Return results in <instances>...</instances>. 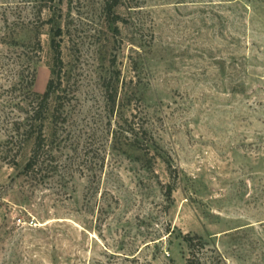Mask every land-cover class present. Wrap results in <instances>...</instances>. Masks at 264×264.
I'll list each match as a JSON object with an SVG mask.
<instances>
[{
    "label": "rangeland",
    "instance_id": "obj_1",
    "mask_svg": "<svg viewBox=\"0 0 264 264\" xmlns=\"http://www.w3.org/2000/svg\"><path fill=\"white\" fill-rule=\"evenodd\" d=\"M106 3L0 0V264H187V235L264 264V0ZM27 57L35 93L60 75L43 182L7 145Z\"/></svg>",
    "mask_w": 264,
    "mask_h": 264
},
{
    "label": "trees",
    "instance_id": "obj_2",
    "mask_svg": "<svg viewBox=\"0 0 264 264\" xmlns=\"http://www.w3.org/2000/svg\"><path fill=\"white\" fill-rule=\"evenodd\" d=\"M122 3V0H107L106 8L109 17L113 21H121L122 18L115 14V9ZM57 35H61V30H58ZM40 47V46H39ZM52 48L55 53L56 66L61 64V46L55 39L52 41ZM31 58H26V68L19 74V79L13 85L12 91L19 93L17 111L19 116L13 118L9 128V139L7 145H18V149L28 140L33 139L34 144L31 151V156L25 164L21 175L35 182H43L53 172L56 167L51 164L55 161L51 147L48 145L47 137L45 136L46 124L50 119H59V106L51 112V102L54 96L59 92L60 80L59 74H56L57 81L52 79L44 94L39 95L34 92L36 81V70L31 68ZM29 67V68H28ZM28 68V70H26ZM32 69V72L30 71ZM28 71V74L25 72ZM129 132L135 139L134 145L138 149L146 153H151L157 143L149 131L142 125L133 120L131 122ZM172 188H168L167 196L171 197ZM184 241L189 248V258L187 264H212L209 262V257L206 256V243L201 237L185 236Z\"/></svg>",
    "mask_w": 264,
    "mask_h": 264
}]
</instances>
